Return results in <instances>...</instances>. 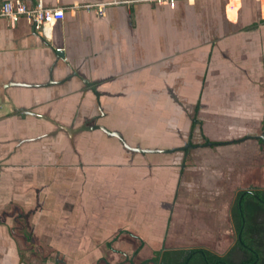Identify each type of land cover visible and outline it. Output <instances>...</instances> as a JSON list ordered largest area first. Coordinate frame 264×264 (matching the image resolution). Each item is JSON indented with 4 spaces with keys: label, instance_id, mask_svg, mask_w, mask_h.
<instances>
[{
    "label": "crops",
    "instance_id": "obj_1",
    "mask_svg": "<svg viewBox=\"0 0 264 264\" xmlns=\"http://www.w3.org/2000/svg\"><path fill=\"white\" fill-rule=\"evenodd\" d=\"M23 1L66 14L48 38L25 18L15 26L0 18V264H22L17 243L29 244L22 228L37 241L49 237L66 264L97 262L120 231L152 250L227 254L236 241L231 208L223 222L201 210L225 251L173 247L181 238L174 223L181 179L192 170L172 166V153L190 142L198 107L195 134L241 149L257 174L264 0H177L175 8L150 0ZM95 126L145 152H129ZM218 148L199 147L213 158ZM115 246L133 251L126 240Z\"/></svg>",
    "mask_w": 264,
    "mask_h": 264
},
{
    "label": "rangeland",
    "instance_id": "obj_2",
    "mask_svg": "<svg viewBox=\"0 0 264 264\" xmlns=\"http://www.w3.org/2000/svg\"><path fill=\"white\" fill-rule=\"evenodd\" d=\"M195 116L198 118L199 112H197ZM224 137L227 138V135ZM191 140L197 142V145L194 147L196 151L193 152L191 158L189 157V160L188 157H186L185 163L187 160L188 162L186 165L184 164L187 167L190 166L192 171H186L181 179L179 190V204L181 205L180 207L178 206V212L176 213L177 221L176 218V222L174 221L178 227L176 231L178 230V234H180L178 236L181 238L173 244V247L206 246L215 251L222 252L225 251L228 246L214 243L218 238V232H216V228L211 230L208 229L206 226L207 222L202 219L205 217L208 221L209 217L205 212H201V210L209 209L213 210L215 213L217 211L218 213L216 214L222 215L221 222H223V218L227 219L229 216V211L237 191L247 188H264V141L262 143L259 142L260 147L256 154L258 171L255 175V173H252L254 170H251V164H249L247 156L242 155L239 158L238 152L241 149L235 150L231 149L232 147H223L227 145L228 142L217 141L222 144L215 146L211 145V147H219L216 149V152L214 151L215 156L213 158V154L204 153L206 149H199V147L209 146L206 140H210L206 138L203 133L194 134ZM214 142L216 141L214 140ZM247 144L251 143L248 142ZM185 166L183 168H185ZM197 206L200 211L197 210ZM210 218L214 220V216ZM20 219L22 221L25 220L24 217ZM12 220L11 218L10 221L15 227L16 221ZM221 222L219 220V223ZM217 228L219 231V225ZM220 228L222 229L219 233L222 232L223 235L226 236L232 234V227L230 225L221 226ZM208 231H210L213 236L214 234L216 236L215 239L211 237L209 240L210 242L205 241L208 237L204 236ZM19 232H27V229L22 228ZM194 234H198L199 237H194ZM36 243L40 244L41 248H39ZM17 244H19L18 252L21 251L27 263L54 264L52 260L43 262V254L48 252L49 246L52 247L49 237L44 236L38 239V241L34 239L33 242L30 241L29 244L25 245L20 241ZM87 264H94V261L90 263L87 262Z\"/></svg>",
    "mask_w": 264,
    "mask_h": 264
},
{
    "label": "trees",
    "instance_id": "obj_3",
    "mask_svg": "<svg viewBox=\"0 0 264 264\" xmlns=\"http://www.w3.org/2000/svg\"><path fill=\"white\" fill-rule=\"evenodd\" d=\"M257 26L254 24L250 28ZM199 123L194 115L192 130ZM259 142L263 140L259 139ZM206 143L212 146L222 144L208 140ZM191 147L190 141L189 148L184 150L188 151ZM231 219L236 241L225 255L205 247L166 249L165 244L161 250H152L137 236L120 231L113 240L102 246L104 255L94 264H264V188L239 190L231 207ZM25 235L27 241L33 242L34 236L30 230ZM121 240H131V254L115 246ZM36 245L41 248L40 244ZM43 257V262L52 260L54 264H66L63 255L50 246Z\"/></svg>",
    "mask_w": 264,
    "mask_h": 264
},
{
    "label": "built area",
    "instance_id": "obj_4",
    "mask_svg": "<svg viewBox=\"0 0 264 264\" xmlns=\"http://www.w3.org/2000/svg\"><path fill=\"white\" fill-rule=\"evenodd\" d=\"M158 4H166L175 8L177 0H150ZM232 2L233 0H229ZM86 5L85 8H90ZM66 10L61 6H46L43 2L35 5L26 3L23 0H7L0 6V18L8 20L12 26H15L21 19L29 20L39 30V33L48 38L49 28L56 22L65 18ZM61 51V49H57Z\"/></svg>",
    "mask_w": 264,
    "mask_h": 264
},
{
    "label": "flooded vegetation",
    "instance_id": "obj_5",
    "mask_svg": "<svg viewBox=\"0 0 264 264\" xmlns=\"http://www.w3.org/2000/svg\"><path fill=\"white\" fill-rule=\"evenodd\" d=\"M197 112H198V107H196L195 108V110L192 112V115H193V118H194V115H196L197 114ZM197 120H199L198 118H197ZM192 122H193V119H192ZM199 122H200V120H199ZM200 124H201V122L199 123V124H197V126L193 129V130H191V132H190V136H188V140H189V138H192V136L195 134V132H196V128L197 127H200ZM88 129V128H87ZM86 129V130H87ZM112 136H114V135H112ZM116 137V136H115ZM117 138H119V137H117ZM120 140H121V142H122V144L126 147V149L129 151V152H132V153H135V152H138V153H141L140 151H139V149H137V148H129L127 145H126V142L122 139V138H119ZM191 141V140H190ZM191 143H192V147H191V149L192 148H194L196 145H197V143L195 144V142H193V141H191ZM189 144H190V142L187 144V147H185V148H189ZM209 145H210V143H209ZM185 148H182V149H179V150H176L175 152H173L172 153V155H173V157H172V161H171V163H172V166H174V167H176V166H179L180 168H181V170H183V167L185 166L184 164H185V160H186V157H187V153L190 151V149L188 150V151H185L184 149ZM168 152H172V151H168ZM27 240V239H26ZM127 241V240H126ZM129 241H131V240H129ZM129 241H127V242H129ZM143 241V240H142ZM144 242V241H143ZM130 244H131V242H129ZM23 245H25V243L23 244ZM20 254H22L21 253V251L19 252V257H20V259H21V263L22 264H28L27 262H26V260L24 259V257H22V255H20ZM128 254V253H127Z\"/></svg>",
    "mask_w": 264,
    "mask_h": 264
},
{
    "label": "water",
    "instance_id": "obj_6",
    "mask_svg": "<svg viewBox=\"0 0 264 264\" xmlns=\"http://www.w3.org/2000/svg\"><path fill=\"white\" fill-rule=\"evenodd\" d=\"M95 128L102 129V130H104L105 132H108V133L111 134V135H114V136H116V137L121 138V136H120L119 134L109 132V131H108L106 128H104L103 126H95ZM93 129H94V128H93ZM261 139L264 141V133L262 134ZM139 151H140V152H145L144 150H139Z\"/></svg>",
    "mask_w": 264,
    "mask_h": 264
}]
</instances>
